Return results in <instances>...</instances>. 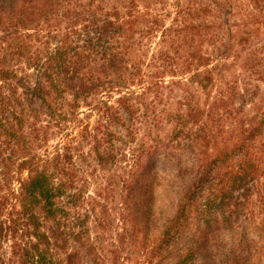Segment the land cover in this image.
I'll use <instances>...</instances> for the list:
<instances>
[{"label":"rangeland","instance_id":"obj_1","mask_svg":"<svg viewBox=\"0 0 264 264\" xmlns=\"http://www.w3.org/2000/svg\"><path fill=\"white\" fill-rule=\"evenodd\" d=\"M194 1L53 0L50 8L55 3L57 6L55 4L51 16H38L37 9L34 13L29 9V0H18L14 9L26 14V24L12 27L11 34H6L7 17L3 15L0 61L17 69L19 74L23 70L31 75L34 69L22 56L13 54L12 48H17L18 44L27 42L44 53L63 45L69 53L65 66L74 72L73 80L80 75L96 76L108 83L107 87L102 86V92H96L91 104L82 99L75 103L74 110L62 113V118L49 114L47 103L36 94L19 100L16 95H9V85L0 88L3 95L11 97V102L3 107L4 116L11 117L14 110L20 112L21 106L26 108L21 125L12 126L5 120V127H0V220L7 221L12 210L17 212L23 207L18 196L21 181L26 179L28 171L21 169L19 172L18 162L37 155L40 163L45 164L58 151L71 153V157L63 158L65 172L62 179L56 178L60 193L52 198L55 213L47 215L41 207L36 211L35 207L33 209L41 221L38 230L48 234L51 240L55 239L53 231L58 226L65 225L70 232L74 231L64 248H56L63 264H69L68 260H72V264H177L193 244L194 251L188 264H264V240L257 230L264 219L263 176L250 182L247 180L246 186L230 191L224 202L226 208L232 209V205L241 208L242 203L245 206L239 216L234 213L233 228L213 225L212 230L205 229L189 204L177 215L181 220L178 230L168 241L162 236L168 222L161 216L159 207L164 203L168 214H177L183 198L188 195L185 196L186 192L195 188V181L201 176L197 146L205 141L199 139L196 143L197 139L191 136V128L196 129L202 122L191 120V105L201 112V118L209 111L215 115V120L209 124L212 128L207 126L206 130L220 142L232 128L239 131L236 120L243 117V112L257 100L253 93L256 92L259 98L264 97V15L261 5H254L253 0H233L231 9L227 10L219 5L222 0H203L216 6L214 12L223 11L216 27L222 38L221 44L229 40L232 44L229 50L218 54V44L204 39L203 47L217 56L212 57L209 64L203 63L208 65L192 64L191 68V33L182 27L191 24V3ZM23 3L26 7H22ZM101 6L125 14L133 10L136 12L133 16L138 17L134 19L139 21L150 20V13L160 18V27L155 33L145 35V38H141L139 32L132 36L136 44L130 48L126 59L137 69H134L135 81L128 85L122 78L130 77V72H123L121 64H109L90 50L80 49L85 40L94 39L92 37L102 30L92 15V11ZM137 8L144 15L139 14ZM140 25L143 29L148 27L147 22ZM246 29L254 30L251 35L258 36L250 47H243L238 42L240 36L237 34ZM139 39L144 45L137 43ZM207 66L212 68L211 76L208 74L212 81L205 87L208 78L203 76L207 74ZM64 74L61 72V76ZM34 79L33 74L31 80ZM10 83H15V79ZM44 83L51 85L46 80ZM69 84L65 85L62 94L66 107L74 100ZM18 92L22 89L18 88ZM220 92H230L229 112H225L222 102L215 105V100L223 96ZM21 100L23 105L19 103ZM127 104L129 108H126ZM107 106L111 111H120L124 126L114 119L115 124H110L105 111ZM236 108L240 113L235 112ZM108 130L121 136L118 144L122 142V148L118 155H109L101 163L97 153L91 150L93 142L90 143L89 137L94 132L100 136ZM12 131H16L15 136ZM10 140L13 144L4 149V142ZM251 142L264 146V132ZM100 149L106 154L103 147ZM157 182L160 186L154 190ZM209 184L202 179L197 189L204 200L209 194ZM163 191L166 195L161 198ZM11 243L12 240L1 243L3 263L26 264L21 254L14 257Z\"/></svg>","mask_w":264,"mask_h":264},{"label":"trees","instance_id":"obj_2","mask_svg":"<svg viewBox=\"0 0 264 264\" xmlns=\"http://www.w3.org/2000/svg\"><path fill=\"white\" fill-rule=\"evenodd\" d=\"M17 1L18 0H0V25L5 22L3 15H6L7 24L5 30H8L6 34H11L12 27L26 24V14L14 9L16 8ZM52 2L53 0H29L28 7L33 13L37 9L36 13L38 16L42 14L51 16L50 14L55 9L56 4L55 3L54 6L50 8ZM253 3L254 5L257 4V6L258 4L261 5V8H263L262 14L264 15V0H253ZM231 4H233V0H222V2H219V5L227 7V10L231 9ZM26 5L27 4L23 3L22 7H26ZM126 5L123 6L127 7ZM215 8L216 6L214 7L210 2L204 3L203 0H195L191 3V24H185L182 27L183 30H187L188 33H191L192 49L190 51L191 58H193V60H191V68L192 64L208 65L212 57L216 58L217 56L216 53L214 56L212 51L209 52L207 48L203 47L205 45L203 42L204 39H207L212 44H218V54L226 52L231 47L232 43L229 42L230 40L228 42L223 41L221 44L222 38L221 35L218 34L219 30L216 24L219 21V17L223 14V11L217 10L214 12L213 10ZM132 11L133 10H129L125 14L102 6L95 11L93 10V18L96 23L100 24L99 26H101L102 30H100L95 37H92L94 39L85 40L83 46H80L81 51L90 50L93 55H97L99 59H103L109 64H121L123 72L124 70L130 72V77L125 76L122 78L125 85L135 81L134 69H137L136 66L132 67L126 59V55L130 51V48L136 44L132 36L139 32L140 37L145 38V35L155 33L160 27V18H158L157 14L153 16L152 13H150V20L142 19L139 21L134 19V17H138L133 16L136 12ZM137 11L139 14L144 15L140 8H137ZM220 12L221 14H219ZM146 22L148 23V27L143 29L140 23L145 24ZM252 33H255V31L246 29L242 34H237V37L238 35L240 36V38H238L239 44H243V47H250L252 42L255 43L258 36H252ZM142 41V39H139L137 43L139 45H144ZM146 43L147 42H145V44ZM7 45L8 47H12V44ZM31 47L33 48V46L29 45L27 42H22L17 45V48H12L14 51L13 54L16 53V55L22 56L29 64L33 65L34 72L31 75L25 74L23 70L22 73L19 74L17 69L11 68L6 63H3V60L2 62L0 61V81L3 82V84H0V88L9 85L10 96L16 95V99L20 100L21 98L28 99L36 94L47 103L49 114L51 113L53 117L60 116L59 118H62V113H65L66 110L75 109V103L83 99L85 102L91 104L92 100L95 99L97 95L96 92H102V86L107 87L108 83H103L101 77L80 75L77 79L73 80L75 77L74 72L68 70L65 66L69 53L65 51L66 49H63V45L57 46L53 52L47 51L46 53L42 52L37 46L34 47L33 50ZM132 56L135 57L136 55ZM207 62L208 64H203ZM54 67H56L55 70ZM208 67L209 66H207V68ZM195 68H197V66ZM207 68L205 71L207 74L203 76L205 79L208 78V74L211 76L210 74L212 72V68ZM70 71H72L71 74ZM61 72H65V76H61ZM33 74L35 75L34 81L31 80ZM12 79H15V83H10ZM44 80L48 81L51 85L47 86ZM70 80H72V83L70 82L69 84ZM211 81L212 79L209 77L205 87L208 85V82ZM68 84L71 89H73L74 100L72 103L68 104L69 107H66L65 102L62 101V94L66 89L65 85ZM18 88L22 89V92L17 93ZM109 91L110 88H108L107 92ZM3 94L4 93L0 89V127H5V120L12 126L14 124L21 125L20 121L26 116L25 106H21L20 112L14 110L11 117L4 116L3 107L5 103L11 102V97H8L7 94ZM220 94L223 96L215 100L217 102L215 105L218 106L220 102H222L226 107L225 112H229L228 108L230 106L227 107V105L229 103L232 104L230 101V92H220ZM253 95L257 96V100L251 104L248 110L243 112V117H238L236 120L237 129H239V131L236 132L235 129L232 128L229 134L220 142H217V140L215 141L213 134L211 132L208 133L206 130L207 126H210V129L212 128V125L209 124L210 121L212 123V121L215 120V115L209 111L204 118H201V112L196 111L197 108L191 105V112H189V115L191 114V120L193 122L195 121V123L202 120V122H200L201 124H197L196 129L191 128V136H194L195 140L197 139L196 143H198L199 139L205 141L197 146L199 149V153H197L199 160L198 167L201 169V176L195 181V188H192L191 191H189V189L186 192L185 196L188 195L185 199L183 198L180 204L181 210L179 212L177 211V214H168L164 203L159 207L161 216L167 218L168 222L167 225L165 224L162 232L164 240L166 239V241H168L172 236L171 234L178 230V225H180L181 220L177 218V215L182 214L184 208L189 204H191V211H193V214L198 218L199 224L207 230H212L213 225H215V227L226 225L228 228H233L231 226H233V221L236 219L234 213L239 216L241 212L243 213V211H245L244 203H242L241 208H235L232 205V209H229L226 208L227 204L224 202L230 195L231 190H238V188L246 186L247 180L250 182L254 178L257 179L260 176L264 177V146H256L251 142V140H254L264 132V97L259 98L256 92H254ZM19 103L23 105L22 100L19 101ZM129 106L130 105L127 104L126 108H129ZM110 108V106L105 108L110 124L114 119L115 122L120 121V125L124 126V117L120 111L118 109L111 111ZM235 112L240 113V109L236 108ZM11 133L15 136L16 131H12ZM120 137L121 136H117L112 130H108L100 136L96 132L90 135L89 141L90 143L93 142L91 150L97 153V158L101 163L109 155L113 157L118 155V151L122 148V142L118 144V138L121 139ZM12 144V140L5 141L4 149H7ZM102 147L106 150V154L108 155L101 151L100 148ZM202 148L204 149L202 150ZM70 154L68 150L67 152L58 151L54 156L49 157V163L45 164L40 163L37 155L23 158V160L17 163L19 172H21V169H27L28 171L26 179L21 181L18 196V198H21L20 200L23 201V207L17 212L12 210L7 221L0 220V249L2 247L1 243H7L12 240L11 252L14 254V257L21 254L22 261L26 264H63L64 260L60 257L61 255L57 250L58 247L64 248L66 241L74 234V231L70 232L68 228H65V225L58 226V228L53 231L55 239L51 240L48 234L40 233L38 230L41 221L38 212L35 211L38 207H41L47 215L55 213L52 209V198L55 194L58 195L60 193V184L57 186L59 181L56 178L62 179L65 172L63 158L71 157ZM49 166H51V169H49ZM202 179L210 183L209 194L205 200V197L202 198L197 193ZM158 186H160L159 182H157L154 190ZM165 195L166 192L163 191L160 197L163 198ZM245 195L246 193L243 195V198L246 197ZM151 196L150 194V198ZM73 197L74 194L71 195V198ZM34 207L35 211L33 212ZM217 207H219V209H217ZM262 222L264 223V219ZM58 223L61 225L60 219ZM263 223L257 230L260 237L264 240ZM30 226L32 230L29 229ZM33 237L35 238L34 242H32ZM193 251L194 244L180 257L177 264H188V260L191 259ZM68 261L69 264H72V260ZM95 261H97L96 258ZM0 262V264H5L1 258Z\"/></svg>","mask_w":264,"mask_h":264}]
</instances>
